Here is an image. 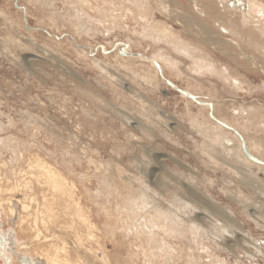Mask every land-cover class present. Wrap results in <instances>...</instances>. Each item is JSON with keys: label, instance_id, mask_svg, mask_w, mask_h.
<instances>
[{"label": "bare ground", "instance_id": "1", "mask_svg": "<svg viewBox=\"0 0 264 264\" xmlns=\"http://www.w3.org/2000/svg\"><path fill=\"white\" fill-rule=\"evenodd\" d=\"M18 1H25L27 6H33L35 11L42 8L41 5L51 8V10L48 12V16L46 15L49 23L43 19L37 20L43 26L46 23L47 30L28 27L25 14L21 25L11 17L10 10H0L5 32L4 37H0V56H3L9 66L12 65L26 71V75H28L34 73L36 69L34 63H38L37 60L52 64L48 57L51 53L35 41V35L31 32L41 30L58 42L62 38L71 42V47L78 57L87 58L100 75L104 78L107 76L108 79L116 82L117 76L114 77V73L104 66V61L94 57V51L97 48L101 49L105 57L110 51L116 49L118 61L116 60L115 63H119V73L126 75L124 70L126 64L131 62L134 65L138 64V66H134L135 68H128L131 71L129 73H136L144 79L145 83L153 85L146 80L147 75L140 76L138 73L139 67L145 66L148 75H151L148 73V69L153 71L154 80L158 78L159 74V77L163 78L169 88L178 89L177 91H180L185 103L195 104L200 109L207 111L205 118L208 122L197 117H193L189 121L191 128H194L200 136L209 141L207 146L204 144L201 146V151L208 160L219 161L218 164L223 167L227 165L228 167L225 168H229L228 170L233 171L239 178L253 181V184L257 182L256 174L251 169L258 168V164H261L262 171H264V162L260 155L255 158L251 155L246 143L259 136L257 133L249 134V127H261L264 130V107L257 104L239 103L238 108L233 109V115L237 117L235 120L247 122L249 127L245 126L244 128L243 124L238 122L231 125L236 128V131H232L227 125L229 122L226 119L219 120L220 116L218 115L217 118L215 114L222 104L220 105L219 102L217 104L211 98L210 101L202 102L201 99H197L195 92L176 88L172 84L173 82L170 83L165 76H172L176 80L183 81L187 77L183 76L186 72V75L191 77L189 80L193 78L194 81H197L196 85L200 84L199 79L201 78L206 82L209 78H214L221 84V90H226L233 96L237 95L239 91H246L245 87L251 91L256 88L264 90V81L260 86L251 85L243 75L238 74V69L235 72H230L227 67L222 66L223 64L219 65L213 54L205 46L199 44L200 39L204 43L218 42L220 45L237 46L239 50L242 48L248 65L264 61V0H239L238 7L236 4L229 7L228 3L232 0H167L168 5L165 8L160 6L161 0H64L67 11H60V13L55 9L53 0ZM189 2L195 15L193 12L192 15H189L186 11L185 6H188ZM17 9L18 12L24 13V8L17 7ZM18 12L15 11L17 14ZM155 13L158 16L162 15L164 20L156 19ZM165 18L178 22L181 27L180 33L177 30L174 31ZM59 26L71 28L73 33L62 36L55 33L49 34V30L54 32ZM116 33L123 34L125 40L113 43V39L105 45L95 47L96 49L88 45L87 42L85 45L75 42L78 39L89 40L99 36L113 37ZM182 34L196 39L185 38ZM231 38H234L236 42ZM142 43L144 44L143 50L147 45L154 51L151 54L135 52L134 48H141ZM211 46L220 53L222 50L226 52L223 46L221 48L215 44ZM16 49L21 51L19 55ZM182 60L187 61V66L183 64ZM181 66H183V70ZM259 67L262 69L261 71H264L262 65ZM106 79L103 80L106 81ZM126 79L128 78H123V83L126 82ZM129 89H131L130 86L127 90ZM112 93L115 94V92ZM94 98L98 106L102 104L103 101H100L98 97ZM140 104L141 108L137 109L139 115L132 122L142 126L146 138L148 134L154 133L152 129H155V132L161 136L164 135V132L169 135L166 131H161L165 122L159 117L157 122L160 124H157L155 120H152L151 114L144 108L142 102ZM16 113L22 120L23 127L21 129L18 128L17 120L13 116L8 118V114L6 115L5 111L0 110V232H2L0 233V249H2L1 255L3 253L10 264H121L119 261H111L110 256L108 258L107 254L105 255L104 247L101 244L102 236L111 240L110 236L115 235L118 231L123 237H129L130 244L136 250L132 255L142 264H157L156 261L159 260L162 264H204L205 257H208L211 263L221 264V259L216 257L215 252L213 253L210 249L212 248L211 244H213V248L219 246L223 250L238 249L252 260H258V258L264 260V247L260 242H257L258 240L255 241L245 235L239 226L233 223L230 211L220 210L212 202H209V198L198 196L188 186L180 188L182 195L176 194L177 189L174 190L173 187L174 191L169 192L172 198L168 199L164 197L168 191L167 188H164V192H159V184L166 177L165 167L162 166L164 160L161 156L154 157L156 164L154 169L134 162L133 168L136 170L134 176L133 174L124 176L123 174L126 172L120 168L118 163H113L110 169L117 173L115 179H113L114 177H104L100 182L103 188L110 187L109 190H103L107 196L104 193L101 198L102 202H100L99 194L93 195L97 199L96 203L104 220H106L101 225L102 231L97 232L96 225L87 220L91 217L90 210L86 208L84 201L80 198L78 185L73 182L71 172L61 167L64 170L62 173L58 166L48 163L45 142L48 139L55 141L51 131L47 130L49 127L42 123L43 119L41 120L39 115L28 110L25 113ZM82 113L90 116L85 110H82ZM2 114L6 115L8 119L6 124H4L5 121L1 122ZM157 115L159 116V114ZM226 122L227 124H225ZM201 125H204L203 128ZM12 129L16 133L11 132ZM168 129L170 128L168 127ZM22 132L25 136L22 135ZM18 133H21L24 139L20 138ZM229 133L233 135L232 147L225 142L229 138L227 137L230 135ZM209 135L213 136L211 140ZM46 137H48L47 140ZM127 138L129 141L133 139L132 136ZM239 140L243 143L245 152L240 150L241 142ZM205 147H207L206 150ZM241 151L245 153L247 160L242 157ZM66 153L69 154V152ZM70 155L72 153L68 156ZM137 164H141L144 169ZM21 167H25L27 171ZM100 169L99 173L104 175L105 170L102 165ZM261 182L262 180L258 181L260 187L254 188H258L264 196V183ZM150 184L154 188H151ZM162 185H164L163 182ZM156 197L164 198L166 203L163 204ZM237 201L241 202L240 197ZM249 206L251 205L246 207ZM196 209L199 212L195 213ZM251 210L254 213L250 214L247 211V217H254L258 214L261 221L258 218V221L253 219V222L264 228V208L256 204L252 205ZM206 214L210 218L212 217L207 224L203 221L208 218ZM6 225L7 228L3 229ZM237 231H241V233L237 234ZM198 246L199 249L193 251L192 247ZM2 256L0 259L3 260ZM130 261L127 264H137L131 258Z\"/></svg>", "mask_w": 264, "mask_h": 264}, {"label": "rangeland", "instance_id": "2", "mask_svg": "<svg viewBox=\"0 0 264 264\" xmlns=\"http://www.w3.org/2000/svg\"><path fill=\"white\" fill-rule=\"evenodd\" d=\"M5 3H8L9 5ZM231 3H233V0L228 3L229 7H233ZM53 4L59 13L60 11H67L65 10L67 6L64 0H53ZM170 4L173 7L171 2ZM167 5V0H161L160 6L162 8H165ZM41 6L42 8H38V11H35V8L31 5L27 6L25 1L0 0V10H10V15H12L11 17L17 22H20L21 25L23 22V15L25 14L26 20L28 21V27L33 29L43 28V30H45L47 24L44 23L43 26L42 24H39L37 20L43 19L48 22L46 15L51 10V8H46L43 5ZM186 6L185 8L189 15H192V12L195 15L190 2L188 6ZM17 7L24 8V13L18 12ZM15 11H17L18 14L15 13ZM154 16L158 20H164L162 15L158 16L157 13H155ZM167 22L172 26L174 31L177 30L179 32L181 27L178 22L174 20H167ZM3 23L4 20H2L0 17V37H4L5 35ZM68 27L59 26L57 30H54V32L49 30V34L55 33L57 35L61 34V36L63 34H72L73 32L71 28ZM31 32L35 35V41L38 42V44H40L45 50H48L51 53V55L48 57L52 64H46L43 61L37 60L38 63H34L36 68L34 73L32 72V74L29 73L26 75V71L24 72L12 65L9 66L3 56H0V102L2 103L0 105V108L2 107L0 110L5 111L6 115L8 114V118L13 116L15 120H17L16 122L19 129L23 127L21 124L22 120L16 112L25 113L28 110L39 115L41 120L43 119L42 123L49 127L47 130L51 131L55 139L53 142L52 140L48 139V137H46V140L48 139V141L45 142L47 145L48 163L50 162V164H53L56 167L58 166L62 173H64L63 168L71 172V178L73 182L78 185L80 198L84 201L83 203L85 204L86 208L90 210L91 217L87 218V220L96 225L97 232L102 231L101 225L104 224L106 220H104L100 208L96 203L97 199H95L93 195L99 194V201L102 202V195L104 193L106 195V192L104 191L107 189L109 190L110 187L103 188L100 182L104 177H114L113 179H115L117 173L112 172L110 169L113 163H118L120 168H122L127 173L126 174L124 172V176H127L128 174V176H131L132 174L134 176V172L136 171L135 168H133L134 162L142 163V165H146V168L154 169L156 168L154 157L161 156L164 160L162 166L165 167L166 177L162 181L164 185H162V182L159 181V192H164V188H167L168 191L164 197H167V199L172 198V195L169 192L174 191L175 189H179L178 191H175L176 194L178 193L179 195H182L180 188L188 186L194 191V193L196 192L198 196H206L209 198V202H212L220 210H228V212L230 211L229 214L233 218V223L236 224V226H239V229L243 231L245 235H248L255 241L258 240L257 242H260L262 247H264V228H261L260 225H255L253 222V219L258 221L259 218L261 221V218L258 216V214H256L254 217H247V211L250 214L254 213V211L251 210L252 205L257 204L264 208V196L258 188H254L260 187L258 184L259 180H262L264 183V171H262V165L257 163L259 167L251 169L257 177V182L253 184V181H247L241 177L239 178L238 176H235L233 171L231 172L228 170L229 168H225L228 167L227 165H224L223 167L218 164L219 161L213 162L208 160L207 156L202 153L201 146L202 144L207 146L209 141L207 138L200 136L194 128H191L192 126L189 121L193 117H197L199 119L201 118L207 121L205 118L207 111L200 109L195 104L191 105L185 103L180 91H177L178 89L175 90L173 88H169L164 83L163 78L159 77V74L157 76L158 78L154 80L152 77L153 71L148 69V73L151 74L148 75L145 66H140L138 73L140 76L142 74L147 75L146 80L151 82L153 85H148L145 83L143 81L144 79L139 77L135 71V74L129 73L130 70H128V68H135L138 66V64L134 65L132 62L126 64V68H124L126 75L119 73V63H115L117 60L115 53L116 49L110 51L105 57V54H103L101 49L97 47L100 45H105V43L112 41L113 39V43L119 41L121 42L125 40L123 34L116 33L113 35V37L107 36L103 38L99 36L95 37L94 39H78L75 41L77 42L76 44L79 45H85L87 42L88 45L97 48V50L94 51V57L98 60L104 61V66H106L111 71V73H114V77L117 76L118 79L116 83L113 82L112 79H108L107 76H105L107 79L104 78V76L100 75L96 70H94L95 68L93 67V64L90 63L87 58L84 59L82 57H78L75 50L71 47V42L69 43L63 38L58 42L57 40L50 38L41 30L38 32H35V30ZM182 35L185 38H193L187 34ZM231 39L236 42L234 38ZM199 44L205 46V48H207L213 54L214 59L217 60L219 65L223 64L222 66L227 67L230 72H235L238 69V74L243 75V77H245V79L251 85L253 84L260 86L261 82L264 81V71H261L262 69L259 67V65H262L264 69V61H261V63L259 62L258 64L252 63V65H248V62H246L247 59L245 53H243L242 48L239 50L237 46L234 47L230 46V44L223 43V45H220L218 42H212L211 44L208 42L204 43L200 39ZM213 44H215L218 48L223 46L226 52H223L222 50L220 53L214 50L211 46ZM142 47H144L143 43L141 48H134V51L137 53L145 52L144 54H151L154 51L147 45L144 50ZM16 50L18 51L17 54L19 55L21 51L18 49ZM182 61L183 64L187 66V61ZM181 69H184L183 66H181ZM184 74L183 76L187 77L184 78L185 80L183 79V81L178 79L176 80L172 76H165V74L164 76L165 78L169 79L170 83L173 82L172 84L176 88L178 87L182 90L189 89L191 92H195L197 94L195 95L197 99H201L202 102H207V100L210 101L211 98L214 99L217 104L218 102L220 105L222 104V106L217 109L218 112L216 111L217 113L215 114L217 115V118L220 116L218 118L219 120L226 119L229 124H227V122L225 124H227L229 129L232 131H236V128L231 125H234L238 122L239 124H243L242 126L244 128L245 126H248L247 122H242L241 120H238L237 122V120H235L237 117L233 115V109H237L239 103L251 105L257 104L258 106L264 107V90L256 88V90L253 89L251 91V89L245 87L246 91H239L237 95L233 96L232 94H228L226 90H221V84L214 78H209L207 82L201 78L199 79V81H201L199 82L200 84L197 83L196 85L197 81H194L195 79L192 78L193 80H189L191 77L186 75V72H184ZM123 76L128 78L124 83L123 78L125 77ZM102 78L106 79V81ZM111 84H114V86ZM104 86L106 87L104 88ZM129 86L131 89L127 90ZM190 86H194L193 88L196 89H193ZM112 92H115V94ZM90 95L93 96L91 97ZM94 97H98L100 101H103L102 104H99L98 106ZM140 102H142L144 108L149 111L152 120L157 122V118L160 117V119L165 122L161 131H166L169 135L165 134L164 132V135L161 136L155 132V129H152L154 133L148 134L146 138L142 126H139L138 124L135 125V123L132 122L135 117L139 115L137 109L141 108L139 107L141 105ZM109 104L110 106H108ZM82 110L88 112L90 116H86L84 113H82ZM118 114L119 117H117ZM125 114L126 116H124ZM157 114H159V116ZM3 115L4 114L1 115V118H3L1 119V122L5 121L4 124H6L8 119L6 118V115ZM157 124L160 123L157 122ZM203 126L204 125H201V128H203ZM168 127L170 129H168ZM249 129V134L253 135L257 133L259 136L254 138L252 141H247V149L250 151L251 155L254 156V158L260 155L261 160L264 162V130L261 127H249ZM12 130L13 131L11 132L16 133L14 129ZM22 135H24L23 132ZM22 135L21 133H18V136L24 139ZM128 136H132L133 139H130L129 141L127 138ZM209 136V139L211 140L213 136ZM227 137L229 138L226 139L225 142H227L228 146L232 147L233 135L230 134ZM259 139L263 141L261 142ZM239 148H241L240 150H244L242 142L240 143ZM206 149L207 147H205V150ZM66 152H69V154L72 153V155L68 156L69 154ZM244 152L241 151L242 157L246 158L247 160ZM101 165L105 170L104 175L99 173L101 170ZM142 165L139 164L138 166L143 168ZM21 168L24 171H27L25 167ZM150 186L151 188H154L153 185L150 184ZM239 195L244 197L242 198ZM239 197L241 201L240 203L237 201ZM159 201L163 204L166 203L164 198H160ZM92 203H94L96 206ZM245 205H251L249 206L251 208L246 207ZM194 212L196 213L199 211L196 209ZM203 216L205 217V214H203ZM191 218H193V216H191ZM211 218L208 216V218L203 220L204 223H209ZM6 228L7 225L3 229ZM241 231H237V234H240ZM110 239L111 240H109L108 237L105 238L102 236L101 244L104 247L103 249L105 250V255L107 254L108 258L110 256L111 261L114 260L119 261L121 264H127V262H131V258V260L137 264L141 263V261L138 259H134L132 255L133 251L135 252L136 250L132 247L133 245L130 244L129 237H123V235H121V233L118 231L115 235L110 236ZM211 246L212 248L210 249L213 253L215 252V256L222 260H220L221 264H264V260L260 258H258V260H252L238 249H233L231 251L229 249L223 250L219 246H214L213 248V244H211ZM192 248L194 249L193 251H197L199 246ZM1 251L2 249H0V256L3 255V260L0 259V264H10V262H7L8 259L6 256H4L3 253L1 255ZM200 251L203 250L200 249ZM188 252L191 253L190 250H188ZM156 263L162 264L160 260L156 261ZM203 263L220 264L211 263V260L208 259V257H205Z\"/></svg>", "mask_w": 264, "mask_h": 264}, {"label": "water", "instance_id": "3", "mask_svg": "<svg viewBox=\"0 0 264 264\" xmlns=\"http://www.w3.org/2000/svg\"><path fill=\"white\" fill-rule=\"evenodd\" d=\"M234 4L239 5L240 3L238 0H233V3H231V5H234Z\"/></svg>", "mask_w": 264, "mask_h": 264}]
</instances>
